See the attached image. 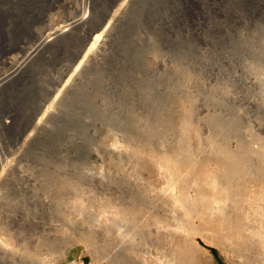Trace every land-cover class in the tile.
Segmentation results:
<instances>
[{
  "label": "rangeland",
  "instance_id": "374dc122",
  "mask_svg": "<svg viewBox=\"0 0 264 264\" xmlns=\"http://www.w3.org/2000/svg\"><path fill=\"white\" fill-rule=\"evenodd\" d=\"M0 264H264V0H0Z\"/></svg>",
  "mask_w": 264,
  "mask_h": 264
},
{
  "label": "bare ground",
  "instance_id": "6f19581e",
  "mask_svg": "<svg viewBox=\"0 0 264 264\" xmlns=\"http://www.w3.org/2000/svg\"><path fill=\"white\" fill-rule=\"evenodd\" d=\"M69 21H70V23L67 24V25H65L64 28H56V29H54V32H53V33L58 34V33H60V32H65L66 30H68L67 28H68L71 24L77 22L75 19H72V20H69ZM48 34H49V33H48Z\"/></svg>",
  "mask_w": 264,
  "mask_h": 264
}]
</instances>
